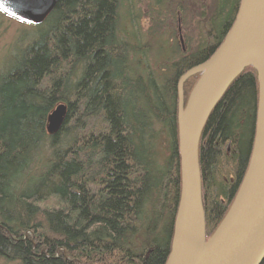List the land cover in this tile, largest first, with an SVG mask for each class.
I'll list each match as a JSON object with an SVG mask.
<instances>
[{"label": "trees", "instance_id": "obj_1", "mask_svg": "<svg viewBox=\"0 0 264 264\" xmlns=\"http://www.w3.org/2000/svg\"><path fill=\"white\" fill-rule=\"evenodd\" d=\"M239 2L154 0L181 15L198 4L195 45L184 51L176 44L177 59L160 73L143 61L145 43L123 33L122 0H58L31 36L19 35L13 64L0 74V257L165 263L180 191L177 82L220 45ZM198 77L184 82V103ZM257 100V72L247 65L202 129L206 237L246 172ZM58 104L65 114L51 132L48 116Z\"/></svg>", "mask_w": 264, "mask_h": 264}, {"label": "water", "instance_id": "obj_2", "mask_svg": "<svg viewBox=\"0 0 264 264\" xmlns=\"http://www.w3.org/2000/svg\"><path fill=\"white\" fill-rule=\"evenodd\" d=\"M57 1L0 0V9L23 22L36 24L44 20ZM179 41L183 46L181 35ZM247 65L256 69L258 81L251 155L228 211L212 235L206 237L199 139L213 107ZM195 74L199 77L184 103L183 84ZM177 92L180 191L164 264H260L264 258V0H240L223 41L207 60L179 77ZM64 114L62 104L51 111V132L59 129Z\"/></svg>", "mask_w": 264, "mask_h": 264}, {"label": "rangeland", "instance_id": "obj_3", "mask_svg": "<svg viewBox=\"0 0 264 264\" xmlns=\"http://www.w3.org/2000/svg\"><path fill=\"white\" fill-rule=\"evenodd\" d=\"M122 3L120 8L122 31L134 45L138 44L137 40L140 44L145 43L146 52L143 61L153 72L160 73L161 69H166L172 60L177 59L178 48L186 51L187 48L195 45L197 3L191 4L189 11L183 15L174 10V5L159 6L154 4V0H122ZM132 18L135 19L134 23ZM34 25L38 24L32 25L20 21L0 11V74L13 64L12 58L16 56L14 42L22 33H27L25 39L31 36L35 32V29L31 28ZM133 25L137 29L135 35H133L135 28ZM179 35L183 38V46L180 44ZM137 58L138 55L133 54L131 61L135 64ZM139 68H142V65H139ZM0 264L21 263L0 257Z\"/></svg>", "mask_w": 264, "mask_h": 264}, {"label": "snow or ice", "instance_id": "obj_4", "mask_svg": "<svg viewBox=\"0 0 264 264\" xmlns=\"http://www.w3.org/2000/svg\"><path fill=\"white\" fill-rule=\"evenodd\" d=\"M0 7H3V5H2V4H0ZM4 10H5V11H7V9H6V8H5Z\"/></svg>", "mask_w": 264, "mask_h": 264}]
</instances>
